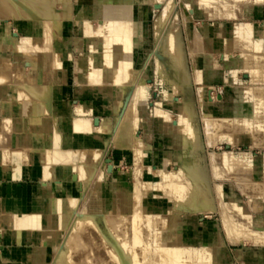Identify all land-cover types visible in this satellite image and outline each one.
Masks as SVG:
<instances>
[{
	"label": "rangeland",
	"instance_id": "374dc122",
	"mask_svg": "<svg viewBox=\"0 0 264 264\" xmlns=\"http://www.w3.org/2000/svg\"><path fill=\"white\" fill-rule=\"evenodd\" d=\"M60 1L62 4H60ZM60 1H54L53 7L55 4H58L55 5L56 8H53V10H56V12L52 10L55 12L53 13L55 18H52L51 16V21L49 18L48 20L53 22L52 19L58 18L57 15L61 13L59 16L60 18L57 19L60 20L62 18V20L58 21L60 27L59 25L54 24V22L57 20H54L53 25L54 27L58 26V28H61L59 29L61 32H58V30L55 28L54 29L57 34L59 33V35H61L62 38L65 37L68 43L67 45H63L62 43L57 42L55 43V48L57 51L68 52L69 59L67 62L68 65L66 66V83L60 87V93H57L58 95L56 94L55 98L59 102L64 101L69 106H71L72 114L74 115L77 114V106L82 104L88 106V108H90V113L87 114L86 118L90 121L89 124L92 123L93 126L96 127L100 126L101 123H105L106 125L104 128H102L101 135L98 137L95 135L96 132L93 129L94 127L92 126L90 128V125L88 126L87 124L88 127L86 128L87 131L83 134V140L78 139L79 137L77 136V139L73 138L69 146L71 148L77 147V149H81L83 147L103 149V160L100 158L102 161H98L99 164H97L96 172L98 177L103 173V180L102 184L97 187L95 196L99 198L101 203V219L104 220V218L110 217L114 224L110 219L107 218L108 221L106 220L105 224H103V227H101L99 221H95L94 219L87 217L86 214H83V219L86 217V221L85 219L84 221L82 220V215H78L81 216V219L80 217H77V213H82V211H85L90 205H92V196L89 197L87 202L84 200L87 198L91 188H94L95 181H97L98 177H95L94 181L90 185V190H88V193L84 196V198H82V195H84L83 191H85L86 187L83 186L84 183L82 181L78 189L74 187L72 185L71 173L74 169L75 171L77 169V172H80L79 166L82 168L83 162L79 161L78 163L75 161L70 165L65 164V169L68 170L69 173V176L67 175L68 177L66 178L64 177L65 172L59 173L57 171V167L59 165L64 166L63 163L65 162H63V159L59 157L57 153L50 152L53 148H50L51 143L46 140L47 135H49V133L52 131L50 124L49 127H47L48 130L44 128L46 129L47 133L45 130H42L46 133V135L40 130L46 124H43V119L40 120L38 116H45L41 115L40 113H35L32 105H25L24 103L26 100L20 102V100L22 101L23 99H21L18 95V90H16L17 87H13L16 85V83L11 84L13 86H8L10 89L12 88V90H10L12 93L8 92V94H5L7 90L4 87H6V85L4 84L5 82H1L0 135H2L0 137V141L7 140L9 148L8 145H6L5 148H2L0 154V190L2 191L4 189V192H6L7 187L9 186L8 184H10L11 181L8 180L7 177L11 179L15 177L12 174L11 167L13 168V165L16 163L23 164L26 159L28 164L30 151L32 149H36L47 152L45 159L48 158L49 162L47 159L42 161V164L40 165L41 167L38 171L40 172V175L38 178H35V180L31 178L32 174L26 171H24V173H20V176L17 177L16 180L22 187H28V185L36 183L37 181L38 185L41 186L43 181L52 180L53 191L50 194V197L54 200H50L52 202V207L48 210H45L44 208L42 209V207L36 208L35 206L31 209H20L17 201L11 200L10 202L14 207L13 210L11 211L10 209H4V211L0 213V245H2V243H7L8 245L13 246L14 244L17 246L18 241L12 238L13 236L15 237L16 234L13 233L14 230H18L17 225H19L20 229V225L23 226L28 224L31 226L30 229H32L33 222H36L30 232L29 238H31V242L28 241V243H26L28 245L30 242L31 246L28 245L29 248L33 247L37 243L32 241L33 239H36V237L32 239L34 235L38 236V243L40 244H46L47 240L49 242L51 241V244L48 242L50 244L49 246H51L52 249L56 248L57 251L55 252L56 249L52 250L53 252H51L52 255H50L48 264H51L52 261L56 262L58 260L59 261L56 264H59V262L61 264L63 259L64 260L62 264H67L68 262L66 261L69 260H71L73 264H77L78 260L84 261L80 262L81 264H264V227L261 228L259 226H254V224L251 222L252 220L255 223L257 222L256 219L259 220V218H261L259 222L264 219L262 218L264 216V64L263 66H260V64L264 62V4L256 5V7L253 9L254 16L229 17L224 15L221 16L223 11H225V8L222 7L221 4H215V6H219V8L217 7L216 9L215 6L213 9L210 4L209 8L214 11L220 10L218 13H222L220 16L219 14L210 16L206 11L208 7L205 8L203 7L204 5H200L198 0H131L135 8H132L133 11L129 10V15L131 12H133L131 15L135 14L133 20L134 23L136 22L134 25L135 28H137L134 51L131 55V58L133 56L132 64L133 66L137 67V75L135 74V79L133 80L131 87L126 89L125 92H120L121 90L117 91L114 89L116 90V99L118 98L116 100L111 96L104 95L100 91H97L98 89H96V92L94 93L88 92L86 94H79V83L77 79L78 73L82 70L85 71L84 76L87 78V75H90L92 72H94L93 70H95V68H92V70L91 67L95 66L98 69H103L105 67L106 61L100 57L104 58V55L110 53V50H113L111 54L115 56H106L111 57V59H116L114 60L115 62H117L119 59L121 60L123 55H125V57L129 56L126 55L128 52H123V49L122 51H118H121V53L123 52L125 54L118 52V55L116 48L118 49L119 46L117 47V44H115L116 48L112 46L114 48L113 49L110 45L107 49L108 45L106 47L101 41V35L103 34H101V28L103 27L101 25L105 23L106 18L104 17L109 14V10H112V8L106 7H109L110 5H119L120 2L122 4L123 0H64L65 2L67 1L66 3L64 2L66 6H68L66 8H71L68 11L64 7L65 5L62 6L63 0ZM169 1L175 3L174 10L177 12L180 26H182L181 30L183 32V38L186 44V64L187 68H189L188 70L191 73V83L189 84V88L192 87L189 89V91L195 100L194 105L197 110V116L194 117V119L191 118L192 120H183V118L180 116V102L183 100L182 96H184V93H176V84L174 83L175 80L173 79V74L169 68L171 60L169 58L172 56L170 57V53H166V49H162V46L168 42L165 40L164 43L163 39L168 40L166 37L169 36L163 38L164 32L166 30H162L164 27H162L159 21L162 17L165 6ZM220 6L223 9H221ZM211 9L210 13H213L214 11ZM123 10L124 11L122 12L127 11L125 9ZM257 10L259 15H257ZM66 11L67 15L64 16L63 14H65ZM95 13L96 16L93 15ZM99 14L100 16H98ZM214 14L216 13L214 12ZM0 15V63L3 61L1 63L2 66L0 65V70L2 72H8L10 75L8 80L10 81L12 77H14V80H16L20 73H24L27 76H35L38 77L39 80H42L43 77L40 76V74L38 75L40 70L43 72L45 69L42 67V64L32 62V60L34 61L35 59L31 53H25L16 49L18 45L27 42L28 39H30L29 36L32 35L34 26H32L30 18L24 17L16 21V18L13 16L12 12L10 14V11L4 9L2 6H0ZM186 15L190 18V24L193 27L198 28L203 35L201 38L202 41L206 42L203 43V46L205 47L202 46L201 48L200 45H202V41L200 39L201 44L198 45V47H200L199 49L204 50L198 58V63L200 64L199 75L201 76V80L199 78V81H197L195 77V67L194 63L192 62V56L190 54V49L188 48L186 38L187 26L184 19ZM43 17H39L37 21H39V23H43ZM88 20H90L89 24L91 23L90 27H88L89 25H86ZM247 21L254 23V34H252L253 39L251 37L249 38V35L247 34L248 36L245 35L243 37L245 42L242 41L243 39L239 41L241 42L240 46L242 45V47H239V42H236L238 40L235 41V39L232 37L233 35L231 34H226L227 36L225 35L223 38L222 36L221 38L220 36L215 37L214 33L212 32V38L211 36H206L204 34L207 23H224L222 28L228 32L232 29L231 23H241ZM99 26H101V30L99 29ZM216 28L217 27H215V29ZM91 29L94 31H96V29L99 30L100 35L98 31L96 32L99 36L97 34L94 35V32ZM44 30L40 31V36H43V33L45 34ZM87 32H93V35H88ZM165 34L168 35L167 32H165ZM158 36L163 39L161 40L160 38V40H158ZM53 37L58 39L60 36L57 37V35H54ZM227 38L229 39L228 41L225 40ZM211 39L212 41H210ZM246 40H249V42H246ZM234 42H236L238 46L234 45ZM242 42H244L245 47H249L246 49H251L250 51L252 53H248L249 51L247 52L245 47V50L243 49ZM250 42H252V44ZM100 44L103 46L98 48ZM158 44H162V46L159 48ZM255 44L256 46L258 45L261 47H254ZM103 48H106L108 53L104 54V52H106L105 49L103 53H100L102 52ZM97 49L99 51L100 49L102 50L98 53ZM16 53L19 55L21 54V56ZM158 53L159 57L157 56ZM163 53H166V55ZM95 54L96 56L97 54H104L102 56L100 55V57L98 56L97 60L101 65L104 63V67H101L99 63L96 65L95 59H97V57ZM161 54H163V57L161 56L160 59ZM106 56L104 58L105 60L109 58H106ZM28 58L29 61H27ZM99 59H102L103 61ZM124 59L125 58H122L123 61H121L123 66L125 62ZM83 60H87V62L90 61V63H87ZM5 61L7 63L3 64ZM114 61H112V63L109 62L111 63V66H109L110 64L107 62L109 67L106 66L107 68H104L107 70L106 77H108V75H112L110 72H116L118 74L115 69H122L121 67H117L119 63L121 66V62L119 61L116 65H113V63H115ZM260 61H262V63ZM92 62L95 64L89 67L92 65ZM85 63L87 65L89 64L88 69L86 68L87 65ZM87 70L89 71L88 73ZM142 72L144 74L143 77L141 74ZM114 73L113 75L116 76L117 74L115 73V75ZM14 74H16V76ZM140 79L142 80L139 84V88L141 90L140 96L142 97H140L141 99L139 98V104L141 105L137 106V108H135V106V112L132 111L130 114V117L133 121L132 127H134L132 128L134 140H132L131 144L126 142L127 146L120 147L114 141L119 122L116 114L118 113L117 110L120 108V105L118 107L117 102L119 99H122L125 102L131 101L132 99L130 98H132L135 91L134 85H138V81ZM121 88L119 87V89ZM249 90H253L257 96L254 95L252 97V93L249 92ZM117 92H120V95ZM260 92L263 93L260 94ZM211 97H213L212 102L210 101ZM202 100L207 102V107L211 111V115L215 119L217 118V121L215 122L216 125L218 123V119L219 122L221 121L220 124L218 123V126L222 125L218 128H216L217 126L215 127L216 132L214 129V137L212 136L214 143L212 144L209 143L208 134L205 129L206 125L203 119ZM207 100L210 103H208ZM157 101H159V103H162V101H169L171 104L166 108V111L162 108L165 111L164 116L163 110L158 112L159 114L154 113V110L156 111L155 108L158 106L156 104H159ZM15 104L19 105L18 107L21 108V110L23 109V111H14ZM20 104L23 105V108L20 107ZM110 105L111 107L109 108ZM24 106L25 108L27 106L26 111ZM115 106L118 107L117 110ZM124 108L122 109L123 111L125 110ZM160 114L162 117H164L163 119L162 117H158ZM23 117L25 120H23ZM46 117L45 119H47ZM91 117L94 121L91 119ZM96 117H98L100 120L98 125L95 124ZM37 118L39 120H37ZM18 119L20 120L19 122L24 123V125L22 124L20 128L14 126ZM28 120L29 122H27ZM34 120H37L35 121L37 126L33 125ZM40 121L43 123H39L38 125V122ZM44 121L48 122V120ZM8 122L9 124H7ZM26 122L30 125H28ZM32 125L36 126V128ZM4 126L7 127L4 128ZM39 126H41V128ZM88 128L91 131H88ZM32 129L33 132L35 131L34 133L31 132ZM186 129L191 131L188 132ZM195 129H198V132H194L195 136H199V140L203 145L202 148L195 147L196 145L194 144L195 139L193 133V130ZM66 131L71 133L70 126L66 127ZM6 132H8V135ZM38 132L44 135H41ZM88 132H90L89 135ZM191 134H193V137L190 138V136H192ZM32 135L42 136H40L39 139L36 137L40 144H34L33 141L35 140V137L33 138ZM30 137L34 139L31 140L33 145L30 143ZM137 138L138 143L135 141ZM43 140H45V143ZM191 141L194 145H192ZM189 143H191L192 146H190ZM133 144L135 146H133ZM31 146H35L36 148ZM136 146H138V148ZM24 148H28V153L26 155V151L22 152V149ZM136 148L139 151H136ZM46 149L49 151L50 155H48V151H46ZM2 152H5L6 154H2ZM9 152L12 154L10 155ZM135 152L137 154L139 152V156H136L137 154H135ZM17 153L18 155L20 154L19 157L21 155L27 156L25 160L21 157L23 159V163H21L22 160L17 157ZM2 155H8L11 161H8L10 159L7 157V160L4 156L8 161L4 163L6 160L2 159L4 158ZM225 155L227 157H225ZM106 158H111V162H106ZM57 159L59 160L57 161ZM108 164H111L112 172H109L110 170L108 169ZM181 165L188 169V172L194 177L197 184H199L201 187H204L203 189L205 190V195L198 193L196 187H192L187 184V180L185 179L187 176L184 177L183 175V177H178L173 175L176 170L180 169ZM52 172L54 174H52ZM61 173L62 176H60ZM180 175H182V173H180ZM137 176L141 182L140 185L143 187V198H137V203L134 201V198L133 204H136L130 205L128 212H122L123 216L119 215L121 212L116 211V204L118 206L119 204H122V202L115 194H113V187L119 185L125 186L129 190H134V181L136 180ZM76 178L79 179L78 174L76 175ZM57 179L59 181H68L65 183L67 186L63 187L62 185L58 184ZM175 183L180 184L182 189L180 187L179 189L176 188L177 186H175ZM192 191H194V193ZM31 196L32 194L26 193L23 198L26 200V198H31ZM70 196L72 197L70 198ZM62 199L67 201L72 199V201L70 200L68 202H75L78 200L75 202V208L72 209L70 213H68L69 215L65 213V216V214H63L62 203H65V201ZM1 202L2 199H0V203ZM78 202L79 205H77ZM163 203H165V208L162 207ZM155 206H157V208H154ZM40 210L42 212H46V214H42ZM111 211L113 212V215L111 214ZM115 212L118 213V217L116 216ZM29 213L30 216L32 215L31 217L27 215ZM32 213H35V215ZM223 213L225 216H228L231 224L234 226L231 234H229L228 230L226 229ZM22 214L24 220L26 219V221H22ZM42 215L44 216L42 217ZM147 215H151L152 217L151 225L147 221ZM111 216L115 219L111 218ZM28 217L30 220L32 219L31 224V221ZM18 218H21L22 220H19ZM246 218L248 221L250 219V221H246ZM79 219L80 222L82 220V223L78 225ZM128 219L131 221L129 223L131 230L127 233L126 226L128 225ZM37 222H39L40 225L37 224ZM8 223H11V225ZM12 223L16 229L13 228ZM28 225L25 226L29 228ZM52 225L55 226L53 227ZM45 226L46 228H44ZM244 227L245 232H248V234L242 232L243 235H241V231H243ZM250 228L254 229L251 230ZM45 231L47 233L46 235ZM19 232L17 233L18 236L16 235V237H19L23 233L20 230ZM31 233L34 235L32 236ZM38 233L39 235H37ZM52 234L55 236V239L54 237L51 238L52 236L50 237L53 239V241L48 238ZM246 234L247 238L250 237L248 239L246 238L247 240L244 238L246 237ZM249 234L250 236H248ZM230 235L231 237H229ZM57 236H59L58 238L61 239V243L59 242L61 245L58 243L59 239L56 238ZM241 236L244 237L242 238ZM237 237L242 239H238ZM244 239L246 241H244ZM240 240L241 242H239ZM33 242H35V244ZM52 242H56L57 244L53 243V245L57 246L53 248ZM63 249H65V254L63 253L64 255L59 251L62 250L64 252ZM133 251H137L135 256H133L135 253H133ZM60 253L61 255H58ZM1 254L2 251L0 246V255ZM53 255L54 257H52ZM87 256L88 258L84 260ZM74 258L77 260H74ZM71 261L68 264H72ZM80 263L78 262V264Z\"/></svg>",
	"mask_w": 264,
	"mask_h": 264
},
{
	"label": "bare ground",
	"instance_id": "6f19581e",
	"mask_svg": "<svg viewBox=\"0 0 264 264\" xmlns=\"http://www.w3.org/2000/svg\"><path fill=\"white\" fill-rule=\"evenodd\" d=\"M54 1L55 0H0V3H1V5L0 6H2L4 9H7L8 11H10V14H11V12H12V14H13V16L16 18V21L17 20H20V18H24V17H27V18H30V22H32L31 24H32V26H34V30L32 31V35H30L29 36V38L30 39H28V41L27 42H24V43H22V44H20V45H18L17 46V50L18 51H22V52H25V53H31L32 55H33V57H34V59L37 61H33L32 59V62H35V63H39V64H42V67H44L45 69H44V71L43 72H41V70H40V72L38 73V75L40 74V76H42L43 77V79L42 80H39V78L38 77H35V76H27V75H25L24 73H20L19 75H18V77H17V79L16 80H14L15 78L14 77H12V79H11V81L10 80H8L9 79V74H8V72H2L1 70H0V83L1 82H5L4 84L6 85V87H4L7 91H6V93L5 94H8V92L10 93H12V91H10V90H12V88L10 89L9 87L10 86H13V85H11V84H15L16 83V85H14L13 87L14 88H16V90H18L17 92H18V95L20 96V98L21 99H23L22 101L20 100V102H23L24 100H26V102L24 103L25 105H32L33 106V110H35V113H40L41 115H43V116H47L46 118L47 119H45V117H40V116H38V115H36V116H38L39 118H40V120L41 119H43V122H38V125H39V123H43V124H46V125H41V126H43V128L42 129H40L41 131L42 130H45V132H46V129H47V127H49V124H50V126H51V133H49V135H47V139L46 140H48L49 142V144L51 145V147L50 148H53V149H51V151H50V149H49V151L52 153V152H54V153H57L58 155H59V157H61L62 159H63V162H65V163H63V165L64 166H61V165H59L58 167H57V171L60 173V172H62V173H64L65 172V174H64V177L66 178V177H68L69 176V173H68V170H66L65 169V164L67 165V164H71V163H73V162H75V161H77L78 163H79V161H81V162H83V164H82V168H81V166H79L80 167V172H77V169H76V171H75V169L73 170V172L71 173V180H72V185L74 186V187H76L77 189L80 187V183H81V181L84 183V185L83 186H85L86 187V189H85V191H83L84 192V195H82V198H84V196L88 193V190H90V185H91V183L94 181V179H95V177L97 176L98 177V175H97V164H99L98 163V161L100 162V158H102V151H103V149L102 148H86V147H83V148H81V149H77V147L76 148H71L70 146H69V144H71V141L73 140V138H76L77 136L79 137L78 139H82L83 140V134L87 131L86 130V128L89 126L90 128L93 126V124L91 125V124H89L90 123V121L86 118L87 117V114L88 113H90L89 111V109L90 108H88V106H86V105H84V104H82V105H79V106H77V108H76V112H77V114H72V107L71 106H69L66 102H64V101H62V102H59L56 98H55V95L57 94V93H60V87H62V85H64V83H66V80H67V69H66V66L68 65V59H69V53L68 52H66V51H57L56 50V45H55V43H57V42H60V43H62L63 45H67V41H66V39H65V37H61V35H59V33L57 34V32L55 31V29L56 30H58V32H61V30H59V29H61V28H58V26L57 25H59V27H60V24H58V21H60V20H62V18L60 19V20H57V19H59L60 17V14L59 15H57L58 16V18H56V19H52L53 20V22H54V20L57 22H54V24H57L56 26L57 27H54V25H53V22H50L51 20V16H52V18L54 17L53 15V13H55L56 12V10H53V8L55 7V5H58V4H55L54 5V7H53V4H54ZM60 1V0H59ZM120 1H122V0H120ZM131 0H123V3L121 4V2H120V4L119 5H110L109 7H106V8H112V10H109V14H105V12H104V14L106 15L104 18H106V21H105V23L104 24H102L101 26H103L102 28H101V26H99V29L101 28L102 29V32H101V37H102V39H101V41H102V43H103V45H105L106 47H107V45H108V47H107V49L109 48V46L111 45V47L113 46L114 48H116L115 47V44H117V47L119 46V48H121V49H117L116 48V50H117V53L119 52V53H121V51H122V49H123V52H128V54H126V55H129V56H126L125 57V55H123V57L122 58H125L124 59V66L122 65V62L121 61H123L122 60V58H121V60L119 59H117L118 61L117 62H121V66L118 64V68L119 67H121L122 69H115L117 72H118V74L116 75L112 70V72L116 75V76H114L113 75V73H111L110 72V74H112V75H108V77H106V75H107V73H106V71L107 70H105L104 68L107 66V67H109V66H111V63H112V61H114V60H116V59H114V58H112L111 59V57H109V56H111L112 54H111V52L113 51V50H110V53H108V51L106 50V48H103V50L102 49H100V51L102 50V52H100L98 49V53L100 52V53H103L104 52V49L106 50V52H104V54H106V53H108V54H106V55H109V56H106V55H104V54H102V55H104V58H105V56H106V58L107 57H109V58H107V60H105L103 57H100V55L99 54H97V56H96V54H95V56L97 57V59H95V62H96V65H97V63H99V61H97L98 60V56L100 57V58H102L104 61H106L105 62V67H104V63L101 65L100 63V65H101V67L103 66L104 68L103 69H98V68H96L95 66L94 67H91V66H93V64H95V63H93L92 62V65H90L89 66V64L87 65L86 63V68L88 69L89 67H91V69L93 68H95V70H93L94 72H92L90 75H87V78H85L86 76H84L85 75V71L84 70H82L81 72H79L78 73V79H77V81H78V88H79V94H86V93H88V92H96L95 90L96 89H98L97 91H100L101 93H103L104 95H108V96H111V97H113L114 99H116V96H115V91L117 90H121L120 92H125L126 91V89H128V88H130L131 87V84L133 83V80L135 79V74H136V71H137V67L136 66H133V64H132V59H133V56H132V58H131V55H132V53H133V51H134V45H135V35H136V29L137 28H135V23H134V20H133V17L135 16V14L134 15H131L133 12H131V14L129 15V12L132 10V8L134 7L133 6V0L130 2ZM137 1V0H136ZM199 1V3H200V5L202 4V6L203 7H208V9H206V11L208 12V14L210 15V16H213V15H217V14H219V16H220V14H222V13H218L220 10H212L211 8H209L210 7V4H211V6L213 7V9H214V6H215V4H221V6L222 7H224L225 9V11H223V14L221 15V16H229V17H238V16H240V17H242V16H254V13H253V9L256 7V5H263L264 4V0H198ZM57 2V1H56ZM65 1L63 0V5L62 6H64L65 8L66 7H68V6H66V2L64 3ZM69 2V1H68ZM119 2V1H118ZM70 3V2H69ZM60 4H62L61 3V1H60ZM59 4V5H60ZM68 4V3H67ZM201 6V7H202ZM220 6V7H221ZM71 7V6H70ZM198 7H199V4H198ZM219 8V6L218 5H216L215 6V9L216 8ZM221 7V9H223ZM56 8V7H55ZM59 8V7H58ZM62 8V7H61ZM65 8H63V9H65ZM103 8V7H102ZM105 8V9H106ZM135 8V7H134ZM133 8V9H134ZM174 8H175V3L174 2H172V1H169V2H167V4H166V6H165V8H164V10H163V14H162V17H161V19H160V24L162 25V27H164L162 30H166L165 32H167L168 33V35L167 34H165V32H164V36H163V38H165L166 36H169V37H166V38H168V40L167 39H163V38H161V37H159V39L158 40H160V38H161V40L163 39L164 40V43H165V40H166V44H164V46H162V44L161 45H159V48H160V46H162V49L164 48V49H166V53L168 52V53H170V57L171 58H169V59H171L170 60V64H169V68H170V71H171V73L173 74H171L172 76H173V79L175 80V84H176V89H175V91H176V93H180V92H183L184 93V96H182L183 97V100L180 102V116L183 118V120L185 119H194V117H196L197 116V110H196V107H195V105H194V103H195V100H194V98H193V96H192V94H190V91H189V89H191L192 87H191V85H190V87L191 88H189V84L191 83V73H190V71L188 70L189 68H187V64H186V60H187V52H186V48H185V40H184V38H183V32H182V30H181V27L182 26H180V22H179V18H178V16H177V12L174 10ZM67 9V8H66ZM71 8H69V9H67V11L68 10H70ZM123 9H125V10H127V11H125V12H122V11H124ZM210 9L212 10V11H214L216 14H214V12L212 13H210ZM55 11V12H53V11ZM58 10V9H57ZM130 10V11H129ZM63 11V10H62ZM61 11V12H62ZM67 11L65 12V14H63L64 16L65 15H67L66 13H67ZM133 11V10H132ZM221 11V12H222ZM3 12V11H2ZM5 12V11H4ZM71 12V11H70ZM69 12V13H70ZM6 13V12H5ZM99 13V12H98ZM108 13V12H107ZM62 15V16H63ZM94 16H96V13L95 14H93ZM92 15V16H93ZM257 15H259V12H258V10H257ZM1 16V15H0ZM44 16V17H43ZM71 16V15H70ZM84 16V15H83ZM93 16V17H94ZM98 16H100V14L98 15ZM97 16V17H98ZM6 17H7V15H6ZM14 17H12V18H14ZM39 17H43L44 19H42V21H43V23L41 24V23H39V21H37L38 19H39ZM69 17V16H68ZM96 17V18H97ZM217 17V16H216ZM239 17V18H240ZM11 18V17H10ZM47 18V19H46ZM48 18H49V20H48ZM55 18V17H54ZM64 18V17H63ZM66 18V17H65ZM95 18V17H94ZM99 18V17H98ZM84 19V18H83ZM88 19H90V18H88ZM185 22H186V26H187V43H188V48L190 49V54H191V56H192V62L194 63V67H195V70H194V73H195V77H196V79H197V81H199V78L201 77L200 75H199V73H200V64L198 63V58H199V55L202 53V51H204V50H202V49H199L200 47L202 48V46H203V43H206V42H203L202 41V34H201V32L199 31V29L198 28H196V27H193L191 24H190V18L186 15L185 16ZM23 20V19H22ZM41 20V19H40ZM104 20V19H103ZM136 20V19H135ZM25 21V20H24ZM85 21V20H84ZM87 21V20H86ZM89 21L90 20H88V22H87V24L86 25H89L88 27H90V25H91V23L89 24ZM92 21V20H91ZM100 22H102V21H100ZM84 23V22H83ZM159 24V25H160ZM232 24V29L230 30V31H228V32H226L225 30H224V28H222L223 27V25H224V23H207V25H206V27H205V32H204V34L206 35V36H211V38L213 37L212 35H211V32L212 33H214V35H215V37L216 36H220V38H221V36H222V38H223V36H225L226 34H231V35H233L232 37L235 39V41L236 40H238V41H236L237 43L240 41V40H242L243 39V37L245 36V35H249V38L251 37L252 39H253V37H252V34H254V31H253V26H254V23H252V22H250V21H247V22H241V23H239V22H233V23H231ZM87 27V28H88ZM215 27H217L216 29H215ZM55 28V29H54ZM58 28V29H57ZM143 28V27H142ZM141 28V29H142ZM212 28H214V29H212ZM33 29V28H32ZM45 29V30H44ZM90 29V28H89ZM89 29H87V30H89ZM100 29V30H101ZM43 31L44 30V32H45V34L43 33V36H40L39 34H40V31ZM93 32H94V35L95 34H97V32L96 31H98V33H99V30H97L96 29V31H94L93 29H91ZM90 30V31H91ZM93 32H91V33H88V35H93L92 33ZM15 33H16V31H15ZM161 33H163V32H161ZM159 34V33H158ZM54 35H57V37L58 36H60L58 39L57 38H54L53 36ZM98 35V34H97ZM99 35H100V33H99ZM98 35V36H99ZM247 35V36H248ZM85 36H87V35H85ZM227 36V35H226ZM208 38V37H207ZM225 38V37H224ZM249 38H247V39H249ZM200 39H201V41H202V45H200L201 44V42H200ZM252 39H251V41H252ZM209 40V39H208ZM225 40H229L228 38L227 39H225ZM26 41V40H25ZM210 41H212V39L210 40ZM242 41H244V39L242 40ZM83 42V41H82ZM200 42V43H199ZM209 42V41H208ZM207 42V43H208ZM236 42H234L235 44L234 45H237V43ZM245 42V41H244ZM244 42H242L243 43V49H244ZM246 42H249V40L247 41L246 40ZM19 43H21V42H19ZM18 43V44H19ZM99 43V42H98ZM101 43V42H100ZM159 43V42H158ZM161 43V42H160ZM210 43V42H209ZM227 43V42H226ZM232 43H233V41H232ZM251 44H252V42H250ZM10 44V43H9ZM12 44V43H11ZM81 44V43H80ZM83 44V43H82ZM240 44H241V42H239V47H242V45L240 46ZM16 45H17V43H16ZM102 44H100V46H98V48L100 47L101 48V46H103ZM157 45V46H158ZM198 45H200V47H198ZM233 45V46H234ZM10 46H12V45H10ZM94 46V45H93ZM97 46V45H96ZM209 46V45H208ZM238 46V45H237ZM236 46V47H237ZM82 47V46H81ZM110 47V48H111ZM112 47V48H113ZM203 47H205V46H203ZM254 47H261V46H256V44H255V46ZM253 47V48H254ZM90 48H91V46H90ZM111 48V49H112ZM113 48V49H114ZM158 48V49H159ZM207 48V47H206ZM246 48H249V47H245V49ZM244 49V50H245ZM116 50H114V51H116ZM118 50H121V51H118ZM206 50V49H205ZM251 50V49H250ZM249 49H246V51L248 52V53H250L251 51H250ZM162 51H165V50H162ZM96 52V53H97ZM121 53V54H125V53ZM113 53H115V52H113ZM119 53H118V55H119ZM166 53H163V54H165L166 55ZM252 53V52H251ZM16 54H18V53H16ZM163 54H161L160 55V59H161V56L163 55ZM19 55V54H18ZM27 55V54H26ZM101 55V56H102ZM19 56H21V54L19 55ZM113 56H115V55H112V57ZM116 56H117V54H116ZM157 56L159 57V53L157 54ZM28 57V56H27ZM88 57V56H87ZM95 57V58H96ZM118 57V58H119ZM163 57V56H162ZM167 57V56H166ZM2 58V57H1ZM31 58V57H30ZM71 59V58H70ZM102 59H99V60H102ZM109 59H110V61H109ZM2 60V59H1ZM102 60V61H103ZM27 61H29V58H28V60ZM83 61H85V60H83ZM101 61V62H102ZM3 62V61H2ZM1 62V63H2ZM85 62H87V60L85 61ZM89 63H90V61H88ZM87 62V63H88ZM107 62L109 63V62H111V63H109L110 65L108 66V64H107ZM115 62V61H114ZM117 62H115V63H113V65L115 64H117ZM261 63H262V61H260ZM259 62V63H260ZM1 63H0V65H1ZM5 63H7L6 61L3 63V64H5ZM28 63V62H27ZM82 63V62H81ZM169 63V62H168ZM32 64V63H31ZM107 64V65H106ZM263 64H264V62L262 63V64H260V66H263ZM2 66V65H1ZM82 66H83V64H82ZM89 66V67H88ZM100 67V66H99ZM106 67V68H107ZM115 67V66H114ZM1 68V67H0ZM4 68H6V67H4ZM7 69V68H6ZM9 69V68H8ZM114 70V71H115ZM143 70V69H142ZM110 71V70H109ZM108 71V72H109ZM89 71L87 70V73H88ZM143 72H144V70H143ZM143 72L141 73L142 74V77H143ZM106 73V74H105ZM15 76H16V74H14ZM137 75V74H136ZM141 76V75H140ZM77 78V77H76ZM141 78V77H140ZM41 79V78H40ZM200 80H201V78H200ZM141 79L138 81V85L136 84V85H134L135 87H134V89H135V91H134V95L132 96V98H130V99H132L131 101H128V102H125V101H123L122 99H119L118 100V107H119V105H120V108L117 110V108L118 107H116V110H117V112H115V113H117L116 114V116L118 117V120H119V122H118V126H117V131H116V135H115V139H114V141L116 142V144L118 145V146H120V147H122V146H127V144H126V142H128V143H130L131 144V142H132V140H134L133 139V132H132V128H134V127H132V123H133V121H132V118L130 117V114L132 113V111H134L135 112V108H137V106H139V105H141V104H139V100L142 98L141 96H140V94H141V90H140V88H139V84L141 83ZM14 82V83H13ZM119 83H122V84H119ZM135 83V82H134ZM3 84V85H4ZM8 84H10V85H8ZM122 85V86H121ZM9 86V87H8ZM119 87L121 88V89H119ZM3 89V88H2ZM114 89H116V90H114ZM1 90V89H0ZM123 90V91H122ZM264 90V89H263ZM120 92L118 93L119 95H120ZM127 92H128V90H127ZM132 92V91H131ZM249 92H251L252 93V97L254 96V95H256V93H254V91L253 90H249ZM264 92V91H263ZM262 92V93H263ZM261 92H260V94H262ZM117 94V95H118ZM259 94V93H258ZM58 95V94H57ZM60 95V94H59ZM201 95V94H200ZM128 96V95H127ZM211 96H213V95H211ZM257 96V95H256ZM18 97V96H17ZM141 97V98H140ZM202 97V96H201ZM19 98V97H18ZM17 98V99H18ZM140 98V99H139ZM113 99V100H114ZM118 99V98H117ZM116 99V100H117ZM202 99V98H201ZM216 99V98H215ZM1 101V100H0ZM208 101V100H207ZM211 102L213 101V97H211V100H210ZM9 102V101H8ZM158 103H159V101H157ZM15 103V102H14ZM201 103H202V106H203V119H204V122H205V125H206V127H205V129H206V132H207V134H208V139H209V143H214L213 142V137H214V133L216 132V129H215V127L216 128H218L219 126L221 127L222 125H219L218 126V123L220 124V122H219V119H218V123H217V125H216V121H217V118L215 119L212 115H211V111L209 110V108L207 107V102L204 100H202L201 101ZM208 103H210L209 101H208ZM6 105V104H5ZM156 105H158L155 109H156V111L154 110V113L155 114H159L158 112H161V110H163V109H165V111L167 110L166 108L168 107V106H170L171 104L169 103V101L168 102H163L162 101V103H159V104H156ZM19 105H17V104H15V107H14V111H23V109L21 110V108H19L18 107ZM136 106V107H135ZM20 107H22L23 108V105H21L20 104ZM111 107V105L109 106V108ZM112 107H113V105H112ZM125 107V108H124ZM135 107V108H134ZM26 108H27V106H26ZM25 108V106H24V109H25V111L27 110ZM109 108H107V109H109ZM125 109L124 111L122 110V109ZM163 108V109H162ZM29 109V108H28ZM95 109V108H94ZM113 109H114V107H113ZM30 110V109H29ZM25 111H24V113H25ZM114 111V110H113ZM165 111L163 110V116L165 115ZM99 113V112H98ZM114 113V114H115ZM121 113V114H120ZM120 114V115H119ZM24 116V115H23ZM35 116V117H36ZM97 116H98V114H97ZM156 116H158V115H156ZM25 117V116H24ZM24 117H23V120H25L24 119ZM28 117V116H27ZM100 117V116H99ZM158 117H162L161 116V114L158 116ZM157 117V118H158ZM20 118V117H19ZM90 118V117H89ZM96 118H98V117H96ZM95 118V119H96ZM164 117H162V119H163ZM22 119V118H21ZM29 119V118H28ZM30 119H31V117H30ZM91 119H92V117H91ZM101 119V118H100ZM191 119V120H192ZM221 119V118H220ZM37 120H39L38 118H37ZM37 120H34V122H33V125H36L37 126V124H35V121H37ZM44 120H48V122H45ZM50 120V121H49ZM93 120V119H92ZM104 120V119H103ZM161 120V119H160ZM222 120V119H221ZM229 120V119H228ZM20 120L18 119V121L14 124V126H16V127H18V128H20L21 127V125L23 124L24 125V123H21V122H19ZM94 121V120H93ZM99 118H98V121L96 122L95 121V124H97L98 125V123H99ZM102 121V120H101ZM188 121V120H187ZM190 121V120H189ZM194 121V120H193ZM13 122H15V121H13ZM25 122V121H24ZM27 122H29V120L27 121ZM26 122V123H27ZM105 122V121H104ZM250 122V121H249ZM248 122V123H249ZM37 123V122H36ZM52 123V124H51ZM223 123H224V121H223ZM222 123V124H223ZM7 124H9V122L7 123ZM13 124V123H12ZM11 124V125H12ZM28 125H30L29 123H27ZM87 124H88V126H87ZM225 124V123H224ZM223 124V125H224ZM232 124V123H231ZM245 124H247V123H245ZM32 125V126H33ZM136 125V124H135ZM13 126V127H14ZM27 126V125H26ZM25 126V127H26ZM31 126V127H32ZM36 126H33V127H35L36 128ZM41 126H39L40 128H41ZM69 127L70 126V129H71V133H68L67 131H66V127ZM106 125H105V123H101V125L100 126H93L94 128V131L96 132V136H98V137H100V135H101V132H102V128H104ZM5 127H7V126H4V128ZM9 128H10V126H9ZM23 128V127H22ZM21 128V129H22ZM35 128H34V130H35ZM44 128H46V129H44ZM188 128V127H187ZM1 129H2V127H1ZM20 129V130H21ZM190 129V128H189ZM189 129H186L188 132L189 131H191V130H189ZM192 129V128H191ZM214 129H215V132H214ZM48 130V129H47ZM90 129L88 128V131H89ZM106 130H109V129H106ZM114 130V129H113ZM91 131V130H90ZM187 131H185V132H187ZM198 132V129H195V130H193V133H194V139H195V147H200V148H202L203 147V145H202V142L199 140V136H195V132ZM31 132H33V129L31 130ZM35 132V131H34ZM33 132V133H34ZM43 133H45L44 131H42ZM187 132V133H188ZM7 133V135H8V132H6ZM11 133V132H10ZM24 133V132H23ZM36 133H37V131H36ZM38 133H40V132H38ZM47 133V132H46ZM46 133H45V135H46ZM76 133H77V135H76ZM89 133L90 132H88V135H89ZM21 134V133H20ZM26 134V133H25ZM32 134V133H31ZM41 134V133H40ZM197 134V133H196ZM2 135V134H1ZM1 135H0V137H1ZM19 135V134H18ZM41 135H44V134H41ZM40 135V136H41ZM94 135V136H95ZM192 136H190V138L191 137H193V134H191ZM24 136V135H23ZM40 136H34V135H32V137L35 139H32V137H30L31 139H30V143L32 142L31 140H34L33 142H34V144H38L39 142H38V139H39V137ZM92 136V135H91ZM213 136V137H212ZM9 137V136H8ZM38 139H37V138ZM42 137V136H41ZM44 137V136H43ZM24 138V137H23ZM134 138H136V137H134ZM77 139V138H76ZM88 139V138H87ZM97 139V138H96ZM95 139V140H96ZM137 140H138V138L137 139H135V141H136V143H138L137 142ZM10 141V140H9ZM19 141V140H18ZM44 141V143H45V140H43ZM109 141V140H108ZM190 141V140H189ZM188 141V142H189ZM193 141V140H192ZM191 141V142H192ZM15 142V141H14ZM22 142V141H21ZM47 142V141H46ZM74 142H75V140H74ZM8 142H7V140H1L0 141V154H1V150H2V148H5V146L6 145H8L7 144ZM12 143H13V140H12ZM76 143V142H75ZM11 144V143H10ZM20 144V143H19ZM21 144H23V143H21ZM32 145H33V143H31ZM40 144V143H39ZM48 144V145H49ZM134 144H135V142H134ZM133 144V146H135ZM188 144V143H187ZM193 144V142H192V145H194ZM48 145H46L47 147H49ZM109 145V144H108ZM139 145V144H138ZM189 145L190 146H192L191 145V143H189ZM27 146V145H26ZM35 146H37V145H35ZM35 146H31V147H35ZM39 146V145H38ZM11 147V146H10ZM44 147V146H43ZM70 147V148H69ZM137 148H138V146H136ZM8 148H9V145H8ZM28 148H30V147H28ZM27 148V149H28ZM36 148V147H35ZM136 148V149H137ZM24 149H26V148H24ZM24 149H22L23 151L22 152H25L26 151V153H25V155L28 153L27 151V149L26 150H24ZM135 149V150H136ZM140 149V148H139ZM7 150H9V149H7ZM45 150V149H44ZM4 151V150H3ZM46 151H48L47 149H46ZM49 151H48V155H50L49 154ZM136 151H139L138 149L136 150ZM8 152V151H7ZM5 153V152H4ZM3 152H2V154H4ZM6 154V153H5ZM9 154L11 155L12 153H10L9 152ZM8 154V155H9ZM23 154V153H22ZM46 154H47V152H43V151H39V150H36V149H32L31 151H30V153H29V162H28V164H27V162H26V158H27V156H25V155H21L20 157H19V155H18V153L16 154L17 155V157H19V159H21L22 161H21V163H23V159L25 160L24 161V163L23 164H18V163H16L15 165H13L14 167L12 168L11 167V169H12V174L15 176L14 178H8L7 177V179L8 180H11L10 181V184H8L9 186L7 187V191H6V189H5V191L6 192H4V189L1 191L0 190V199H2V205H1V203H0V213L2 212V211H4V209H10L11 211L13 210V205L11 204V200H16L17 201V203L19 204V208L20 209H31L32 207H36V208H39V207H42V209L44 208L45 210H48V209H51V201L50 200H52L51 199V197H50V194L52 193V191H53V183H52V180H46V181H43L41 184V186H39L38 185V181L36 182V183H32L31 185H28V187L27 186H25V187H22L21 185H19V183H18V181L16 180V178L17 177H19L20 176V173H24V171H26V172H29V173H31L32 174V177L31 178H33V180H35V178H38L39 177V173L40 172H38L39 171V169H40V165L42 164V161L45 159V157H46ZM135 154H137L136 152H135ZM138 154H139V152H138ZM136 155V156H139V155ZM8 155L7 156H5V155H2L3 157L5 156L6 157V159H7V157H8ZM15 155V156H16ZM55 155V154H54ZM5 157L4 158H2V159H5ZM23 159H22V158ZM25 157V158H24ZM48 157H50V156H48ZM56 157H57V155H56ZM225 157H227L226 155H225ZM1 158V157H0ZM14 158V157H13ZM58 158V157H57ZM5 159V160H6ZM8 159H10L9 157H8ZM7 159V160H8ZM16 159V158H15ZM47 159V161L49 162V160H48V158H46ZM45 159V160H46ZM1 160V159H0ZM5 160H2V161H5ZM5 161L4 163H6V162H8V161H11V159L10 160H8V161ZM50 160H51V158H50ZM59 159H57V161H58ZM102 160H103V158H102ZM101 160V161H102ZM53 161V160H52ZM55 161V160H54ZM25 162H26V164H25ZM60 162L62 163V161L60 160ZM81 162H80V164H81ZM59 163V162H58ZM103 163H105V162H103ZM1 164V163H0ZM52 164H53V162H52ZM75 164H77V163H75ZM49 165H50V163H49ZM73 166H74V164H73ZM76 166V165H75ZM104 166V165H103ZM78 167V166H77ZM76 167V168H77ZM47 168V167H46ZM50 168V167H49ZM48 168V169H49ZM53 168V167H52ZM73 168V167H72ZM47 169V170H48ZM54 169V168H53ZM15 173H14V172ZM46 171V170H45ZM67 172V173H66ZM6 173V172H5ZM42 173H43V171H42ZM49 173V172H48ZM62 173H61V175L60 176H62ZM180 173H182V175H180ZM52 174H54L53 172H52ZM78 174V176H79V179H77L76 178V175ZM99 174V173H98ZM68 175V176H67ZM173 175H176V176H178V177H183V175H184V177H186L185 179L187 180V184L189 185V186H192V187H196V190L198 191V193H202V194H204L205 195V190L203 189L204 187H201L199 184H197L196 183V181H195V179H194V177L192 176V175H190V173L188 172V169L187 168H185L183 165H181L180 166V169H178V170H176L174 173H173ZM191 176V177H190ZM50 178V177H49ZM103 178V173L102 174H100L99 175V177H98V179H97V181H95V184H94V188L91 190V193H90V197L92 196V205H90L85 211H82V213H77V217H80V219H81V216H78V215H82V220L84 221V219L86 218L85 216V218L83 219V214H86L87 215V217H89V218H92V219H94L95 221L97 220V221H99L100 222V225H101V227H103V224H105V221L107 220L108 221V219H110V217L108 218V217H106V218H104V220H102L101 219V217H100V213H101V203H100V200H99V198L97 197V196H95V194H96V189H97V187H99L101 184H102V179ZM52 179V178H51ZM203 179V178H202ZM54 180V179H53ZM56 180V179H55ZM58 180V179H57ZM20 181V180H19ZM12 182V183H11ZM21 182V181H20ZM54 182V181H53ZM58 182V184H60V185H62L63 187H65V186H67L65 183L66 182H68V181H57ZM174 182V181H173ZM69 184V183H68ZM141 184V182L139 181V177L137 176L136 177V180L134 181V190H129L128 188H126L125 186H119V185H116L115 187H113V190H112V192H113V194H115L116 196H117V198L122 202V204H119L118 206H117V204H116V211H119V212H121V213H119V215H122V212L123 213H125V212H128L129 211V209H130V205H134V204H136L137 203V201H136V199L137 198H143V195H144V192H143V187L140 185ZM1 185V184H0ZM5 185V184H4ZM82 185V184H81ZM173 185V184H172ZM35 186V187H34ZM175 186H177L176 188H178L179 189V187L181 188L182 186L180 185V184H176L175 183ZM203 186V185H202ZM71 187V186H70ZM2 188H3V186H2ZM83 188V187H82ZM1 189V188H0ZM182 189V188H181ZM180 189V190H181ZM55 190V189H54ZM59 190V189H58ZM62 191H63V189H62ZM81 191V192H82ZM193 193H194V191H192ZM26 193H30V194H32V196H31V198H26V200H24V195L26 194ZM65 193V192H64ZM74 193V192H73ZM61 194V193H60ZM76 194V193H75ZM78 194V193H77ZM67 196V195H66ZM2 197V198H1ZM72 196H70V198H71ZM62 198V197H61ZM68 198V197H67ZM66 198V199H67ZM78 198V197H77ZM135 198V200L134 201H136V203H134L133 204V199ZM65 199V198H64ZM81 199V198H80ZM101 199V198H100ZM184 199V198H183ZM54 200V199H53ZM63 200V199H62ZM71 201H72V199H70ZM70 200H68V201H70ZM75 200V199H74ZM82 200V199H81ZM80 200V201H81ZM139 200V199H138ZM185 200V199H184ZM63 201H65V203H62V210H63V214H67V215H69L68 213H70L71 211H72V209H74L75 208V206H76V203L75 202H77V201H73V202H68L67 200H63ZM67 201V202H66ZM79 201V202H80ZM62 202V201H61ZM79 202L77 203V205H79ZM60 203V202H59ZM53 205V204H52ZM75 205V206H74ZM165 206V203H163V205H162V207H164ZM57 207V206H56ZM154 208H157V206H155ZM165 208V207H164ZM223 208V207H222ZM6 211V210H5ZM41 211V210H40ZM57 211V210H56ZM223 211H224V209H223ZM24 212V211H23ZM42 212V211H41ZM112 212V211H111ZM31 213V212H30ZM30 213L29 214H27V215H29L30 216ZM36 213V212H35ZM35 213H32V214H34L35 215ZM46 214V212H42V214ZM49 213V212H48ZM62 213V212H61ZM15 214V213H14ZM13 214V215H14ZM17 214V213H16ZM24 214V213H23ZM23 214H22V217H23ZM66 214H65V216H66ZM112 215H113V212L111 213ZM115 214H116V216H117V214L118 213H116L115 212ZM224 214V213H223ZM5 215V214H4ZM125 215V214H124ZM16 216V215H15ZM14 216V217H15ZM32 216V215H31ZM30 216V217H31ZM44 215H42V217H43ZM47 216V215H46ZM45 216V217H46ZM106 216H109V215H106ZM123 216V215H122ZM148 216V219H147V221H148V223H150V225L152 224V217H151V215H147ZM146 216V217H147ZM8 217V216H7ZM10 217V216H9ZM25 217H27V216H25ZM63 217V216H62ZM103 217V216H102ZM118 217V216H117ZM262 217V216H261ZM29 218V217H28ZM27 218V219H28ZM34 218H36V217H34ZM38 218V217H37ZM88 218V219H89ZM108 218V219H107ZM111 218H113V219H115L114 217H112L111 216ZM120 218V217H119ZM262 218H264V216L262 217ZM19 220L21 219V218H18ZM46 219V218H45ZM76 219V218H75ZM80 219H79V223H78V225L80 224V223H82V220H81V222H80ZM122 219V218H121ZM224 219H225V225H226V229L228 230V233L229 234H231L232 233V231H233V225L231 224V222H230V220H229V218H228V216L226 215L225 216V214H224ZM247 219V218H246ZM261 218H259V220H260ZM5 220V219H4ZM9 220V219H8ZM13 220V219H12ZM16 220H17V218H16ZM22 220V219H21ZM29 220H30V218H29ZM29 220H28V222H29ZM32 220V219H31ZM30 220V221H31ZM111 220V222L113 221L112 219H110ZM129 221H128V225L126 226L127 227V233L131 230V228H130V219H128ZM245 220V219H244ZM259 220L258 219H256V221L257 222H253L252 220H251V222L254 224V226H259V227H264V219L263 220H261L260 222H259ZM22 221H26V219L24 220V217H23V220ZM58 221V220H57ZM85 221H86V219H85ZM246 221H248V219L246 220ZM249 221H250V219H249ZM248 221V222H249ZM10 222V221H9ZM19 222V221H18ZM17 222V223H18ZM77 222V221H76ZM110 222V223H111ZM1 223V222H0ZM14 223V222H13ZM13 223H12V225H13ZM20 223V222H19ZM25 223V222H24ZM23 223V224H24ZM32 223V221L30 222V224ZM35 223L36 222H33V227H34V225H35ZM113 223V222H112ZM117 223V222H116ZM9 224V223H8ZM22 224V225H23ZM37 224H39V222H37ZM59 224V223H58ZM95 224H96V222H95ZM98 224V223H97ZM114 224V223H113ZM9 225H11V223L9 224ZM17 225V224H16ZM25 225H28V224H25ZM25 225H23V226H21L20 225V229H19V225H17L18 227V230L17 231H15L14 230V232L13 233H16L15 234V237L13 236L12 238H14V240H16V241H18V245L16 246V245H14L13 244V246L12 245H8L7 243L5 244V243H2V245H0L1 246V251H2V254L0 255V264H48V260H49V258H50V255H52L51 254V252H53L52 250H55V249H52V247L51 246H49L51 243V241L49 242L48 240H47V242H46V244H43V243H38L39 241H38V236H35L34 234V236L32 235V233H31V235L33 236L32 237V239L34 238V237H36V239H33L32 241H35V242H37L36 244H35V242H33L35 245L33 246V247H28V245H30V240H31V238H29V236H30V232H31V230L33 229V227H32V229H30V225H28L29 226V228H27ZM40 225V224H39ZM246 225V224H245ZM251 225V224H250ZM37 226V225H36ZM35 226V227H36ZM53 226V225H52ZM55 226V225H54ZM53 226V227H54ZM57 226H59V225H57ZM253 226V225H252ZM37 227H39V226H37ZM113 227V226H112ZM115 227V226H114ZM248 227V226H247ZM246 227V228H247ZM13 228H15L14 227V225H13ZM44 228H46V226L44 227ZM147 228V227H146ZM1 229V228H0ZM12 229V228H11ZM16 229V228H15ZM145 229V228H144ZM251 229V228H250ZM252 229H254V228H252ZM251 229V230H252ZM256 229V228H255ZM19 230L20 231H22L23 233H22V235H20L19 237H16V235L18 236V232H19ZM41 230H43V229H41ZM44 230H46V229H44ZM47 230H48V228H47ZM56 230V229H55ZM242 230V229H241ZM247 230V229H246ZM83 231V230H82ZM248 231V230H247ZM44 232V231H43ZM242 232H245V227H244V229H243V231H241V233ZM251 232V231H250ZM12 233V234H13ZM19 233H21V232H19ZM49 233H51V232H49ZM48 233V234H49ZM240 233V234H241ZM245 233H247L248 234V232H245ZM12 234H11V236H12ZM47 233H46V231H45V235H46ZM247 234H246V237H244V236H241L242 238L244 237L245 239L247 238ZM37 235H39V233L37 234ZM241 235H243V233L241 234ZM41 236V235H40ZM39 236V237H40ZM49 236V235H48ZM52 236V237H51ZM232 236H234V235H232ZM238 236V235H237ZM248 236H250V234L248 235ZM2 237V236H1ZM53 238L54 237V239H55V236H53V234L52 235H50L48 238ZM59 236H57L56 238H58ZM229 237H231V235L229 236ZM235 237V236H234ZM233 237V238H234ZM3 238V237H2ZM50 238V239H51ZM129 238V237H128ZM238 238V237H237ZM236 238V239H237ZM242 238H238V239H242ZM248 238H250V237H248ZM247 238V239H248ZM59 239V238H58ZM237 239V240H238ZM244 239V241H246ZM43 240V239H42ZM52 241H53V239H51ZM131 240V239H130ZM254 240V239H253ZM7 241V240H6ZM28 241H30L29 242V244L27 245V243H28ZM44 241V240H43ZM42 241V242H43ZM46 241V240H45ZM61 241V239H59V241H58V243ZM233 241H235V240H233ZM243 241V240H242ZM243 241V242H244ZM2 242H4V241H2ZM27 242V243H26ZM50 244H49V243ZM64 242V241H63ZM62 242V243H63ZM128 242V241H127ZM239 242H241V240L239 241ZM256 242V241H255ZM32 243V244H33ZM48 243V244H47ZM53 243L54 242H52V245H53ZM56 243V242H55ZM54 243V244H55ZM61 243V242H60ZM59 243V244H60ZM123 243V242H122ZM57 244V243H56ZM64 244H65V242H64ZM61 245V244H60ZM59 245V246H60ZM66 245V244H65ZM148 245V244H147ZM31 246V245H30ZM57 246V245H56ZM55 245H53V248L54 247H56ZM63 246V245H62ZM68 248V247H67ZM123 249V248H122ZM125 249V248H124ZM64 250V252L62 251V250H59L60 252H62V254L64 253L65 254V249H63ZM137 250V249H136ZM195 250V249H194ZM57 251V249L55 250V252ZM146 251H147V248H146ZM54 252V253H55ZM111 252V251H110ZM130 252V251H129ZM135 252V253H134ZM137 251H133V253H134V255L133 256H135V254H137L136 253ZM63 254V255H64ZM56 255H57V253H56ZM58 255H61V253L60 254H58ZM81 256V255H80ZM113 256V255H112ZM52 257H54V255L52 256ZM77 257H78V255H77ZM76 257V258H77ZM130 257H131V255H130ZM197 257V256H196ZM59 258V257H58ZM63 258H64V256H63ZM62 258V259H63ZM69 258V257H68ZM68 258H67V260H68ZM76 258H74V260L76 259ZM81 258V257H80ZM88 258V256L84 259V260H86ZM129 258V257H128ZM135 258V257H134ZM53 259V258H52ZM57 259V258H56ZM60 259V258H59ZM61 259V260H62ZM70 259V258H69ZM132 259V258H131ZM191 259V258H190ZM197 259V258H196ZM58 260V259H57ZM64 260V259H63ZM63 260L61 261V264H62V262H63ZM73 260V261H74ZM77 260V259H76ZM83 260V259H82ZM59 261V260H58ZM58 261H56V262H53L52 261V263L51 264H56ZM66 261V260H65ZM70 261L71 260H69V261H66V262H68V263H70ZM76 262V261H75ZM78 262L80 263V262H84V261H77V264H78ZM134 262V261H133ZM65 263V262H64ZM67 263V264H68ZM71 263L73 264V262L71 261ZM130 263V262H129ZM50 264V263H49ZM59 264H60V262H59ZM66 264V263H65ZM76 264V263H75ZM81 264V263H80ZM131 264V263H130ZM134 264V263H133Z\"/></svg>",
	"mask_w": 264,
	"mask_h": 264
},
{
	"label": "water",
	"instance_id": "95a60500",
	"mask_svg": "<svg viewBox=\"0 0 264 264\" xmlns=\"http://www.w3.org/2000/svg\"><path fill=\"white\" fill-rule=\"evenodd\" d=\"M95 121L97 122L98 118H96ZM106 162L110 163L111 162V158H106ZM108 169L110 170L109 172H112L111 164H108ZM91 190H92V188H91ZM91 190L89 191V193L87 195V198L84 200L85 202H87V200L89 199Z\"/></svg>",
	"mask_w": 264,
	"mask_h": 264
},
{
	"label": "crops",
	"instance_id": "0c3cea01",
	"mask_svg": "<svg viewBox=\"0 0 264 264\" xmlns=\"http://www.w3.org/2000/svg\"><path fill=\"white\" fill-rule=\"evenodd\" d=\"M29 181V180H28ZM30 182V181H29Z\"/></svg>",
	"mask_w": 264,
	"mask_h": 264
}]
</instances>
